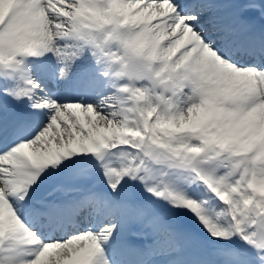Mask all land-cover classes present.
Returning <instances> with one entry per match:
<instances>
[{
  "label": "snow or ice",
  "instance_id": "6c2138e0",
  "mask_svg": "<svg viewBox=\"0 0 264 264\" xmlns=\"http://www.w3.org/2000/svg\"><path fill=\"white\" fill-rule=\"evenodd\" d=\"M0 264H264V0H0Z\"/></svg>",
  "mask_w": 264,
  "mask_h": 264
}]
</instances>
